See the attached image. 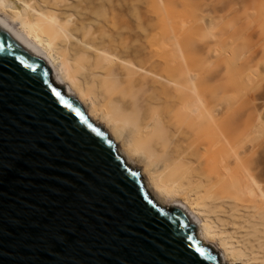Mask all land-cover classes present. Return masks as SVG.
<instances>
[{
    "label": "bare ground",
    "instance_id": "obj_1",
    "mask_svg": "<svg viewBox=\"0 0 264 264\" xmlns=\"http://www.w3.org/2000/svg\"><path fill=\"white\" fill-rule=\"evenodd\" d=\"M128 3L0 0V25L76 97L157 204L189 210L223 264H264V185L238 120L225 122L222 83L159 14L132 23Z\"/></svg>",
    "mask_w": 264,
    "mask_h": 264
},
{
    "label": "water",
    "instance_id": "obj_2",
    "mask_svg": "<svg viewBox=\"0 0 264 264\" xmlns=\"http://www.w3.org/2000/svg\"><path fill=\"white\" fill-rule=\"evenodd\" d=\"M0 25V264H223Z\"/></svg>",
    "mask_w": 264,
    "mask_h": 264
},
{
    "label": "rangeland",
    "instance_id": "obj_3",
    "mask_svg": "<svg viewBox=\"0 0 264 264\" xmlns=\"http://www.w3.org/2000/svg\"><path fill=\"white\" fill-rule=\"evenodd\" d=\"M138 11L149 13L144 26L159 14L222 83L225 122L238 120L242 149L264 185V0H129L132 23Z\"/></svg>",
    "mask_w": 264,
    "mask_h": 264
}]
</instances>
